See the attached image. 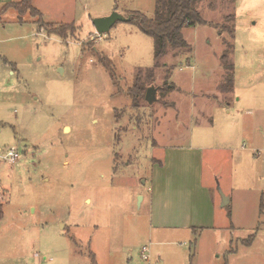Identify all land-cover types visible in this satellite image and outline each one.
<instances>
[{
    "label": "rangeland",
    "instance_id": "rangeland-1",
    "mask_svg": "<svg viewBox=\"0 0 264 264\" xmlns=\"http://www.w3.org/2000/svg\"><path fill=\"white\" fill-rule=\"evenodd\" d=\"M21 1L0 0V150L20 154L0 157V264H264V0H204L205 24L183 29L190 51L159 69L153 39L135 25L99 37L92 22L113 11L153 18L156 0L3 8ZM50 23L76 29L61 37ZM224 42L234 46L229 95ZM138 74L143 95L131 91ZM153 172H202L211 200L181 177L167 189L171 224L157 233ZM195 205L205 209L188 219Z\"/></svg>",
    "mask_w": 264,
    "mask_h": 264
},
{
    "label": "trees",
    "instance_id": "trees-1",
    "mask_svg": "<svg viewBox=\"0 0 264 264\" xmlns=\"http://www.w3.org/2000/svg\"><path fill=\"white\" fill-rule=\"evenodd\" d=\"M204 0H156V10L153 18H148L144 14L139 12H133L131 15V24L135 25L145 35L151 37L154 42V60L155 66L153 69L160 68V61L173 54L174 57H178L182 53L190 51L189 44L184 39L183 29L195 28L198 25L205 24L202 18L199 7ZM34 0H22L18 3H13L10 6L3 7L5 10L8 7H12L17 10L20 15H24L30 12L33 15H40V12L33 6ZM235 20V16L233 22ZM60 27L59 30L56 27ZM48 30L53 31L61 37H64L63 32L66 30L74 32L76 27L74 24L66 25H54L53 23L46 24ZM231 37L233 39L234 29L232 28ZM228 46L227 42H224ZM229 48V49H228ZM221 56V63L224 68V75L222 78L221 86L225 90L226 94L234 93V63L230 62V56H233V44L228 46ZM99 62L110 72L112 79H115L114 71L112 70L111 60L105 56H98ZM162 67H167V64H163ZM173 64L168 68V76H171L172 71L175 70ZM154 75H151V78ZM167 79V78H166ZM141 80L140 74L137 75V83L132 88V92L137 95H143L145 88L139 85ZM147 91V90H146ZM4 216V205L0 203V220ZM251 243V242H250ZM94 262V259H92Z\"/></svg>",
    "mask_w": 264,
    "mask_h": 264
},
{
    "label": "crops",
    "instance_id": "crops-1",
    "mask_svg": "<svg viewBox=\"0 0 264 264\" xmlns=\"http://www.w3.org/2000/svg\"><path fill=\"white\" fill-rule=\"evenodd\" d=\"M220 106V105H219ZM165 149L167 147H164ZM193 176L197 182H199V195L204 194L207 200H211L212 192L211 190L204 185L202 172H153L151 180L150 196H149V214H150V223L152 228L159 231L167 230V224H171V209L167 208V189L172 187L176 182L181 181V177ZM180 179V180H178ZM142 199L141 205L139 208H142L146 197H139ZM205 208L194 206V209L191 208L188 219H196L199 217ZM185 218V217H184ZM183 223V221H182ZM156 226V227H155ZM158 233V232H157ZM157 264H164L163 261H159Z\"/></svg>",
    "mask_w": 264,
    "mask_h": 264
},
{
    "label": "water",
    "instance_id": "water-1",
    "mask_svg": "<svg viewBox=\"0 0 264 264\" xmlns=\"http://www.w3.org/2000/svg\"><path fill=\"white\" fill-rule=\"evenodd\" d=\"M132 17H126L125 15L119 13L118 11H113L111 15L102 18H95L93 19V25L96 29L97 34L99 37H102L110 32V30L120 22H131ZM157 90L153 87L148 88L145 95V100L148 104H154L157 97ZM222 196V207H226L230 203V199L225 195L221 194ZM141 200V198H139Z\"/></svg>",
    "mask_w": 264,
    "mask_h": 264
},
{
    "label": "built area",
    "instance_id": "built-area-1",
    "mask_svg": "<svg viewBox=\"0 0 264 264\" xmlns=\"http://www.w3.org/2000/svg\"><path fill=\"white\" fill-rule=\"evenodd\" d=\"M0 157L3 158V160H8L10 163H15L19 159L20 154L18 153L17 149L13 148L8 150L6 154L2 153V151L0 150ZM2 200H3V194L0 191V203L2 202ZM148 253H149L148 247H144L142 254H143V259L146 261L150 259Z\"/></svg>",
    "mask_w": 264,
    "mask_h": 264
}]
</instances>
